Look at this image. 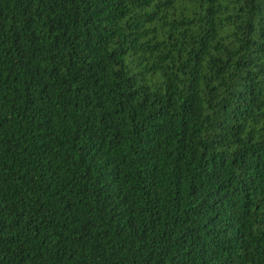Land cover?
<instances>
[{
  "label": "trees",
  "instance_id": "trees-1",
  "mask_svg": "<svg viewBox=\"0 0 264 264\" xmlns=\"http://www.w3.org/2000/svg\"><path fill=\"white\" fill-rule=\"evenodd\" d=\"M0 264H264V0H0Z\"/></svg>",
  "mask_w": 264,
  "mask_h": 264
}]
</instances>
